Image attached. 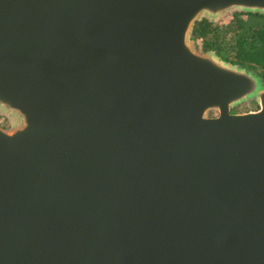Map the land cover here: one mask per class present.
Segmentation results:
<instances>
[{"label": "water", "instance_id": "water-1", "mask_svg": "<svg viewBox=\"0 0 264 264\" xmlns=\"http://www.w3.org/2000/svg\"><path fill=\"white\" fill-rule=\"evenodd\" d=\"M233 12L0 0V264H264V86L190 36Z\"/></svg>", "mask_w": 264, "mask_h": 264}, {"label": "trees", "instance_id": "trees-1", "mask_svg": "<svg viewBox=\"0 0 264 264\" xmlns=\"http://www.w3.org/2000/svg\"><path fill=\"white\" fill-rule=\"evenodd\" d=\"M190 36L201 42L203 53L212 52L225 63L253 71L264 86V15L233 12L226 25L202 19Z\"/></svg>", "mask_w": 264, "mask_h": 264}, {"label": "rangeland", "instance_id": "rangeland-1", "mask_svg": "<svg viewBox=\"0 0 264 264\" xmlns=\"http://www.w3.org/2000/svg\"><path fill=\"white\" fill-rule=\"evenodd\" d=\"M232 14L233 13H228L226 15H224L222 18H220L218 21H216V23L218 25H226L230 22V20L232 19ZM194 49L196 51L202 52L200 45L201 42L200 41H191ZM256 109V104L253 100L247 101L242 103L241 105L235 107L233 109V111H235L234 113H246L249 111H254ZM213 114H210V116ZM0 126L5 127V129H9L10 128V119L5 115V114H1L0 115Z\"/></svg>", "mask_w": 264, "mask_h": 264}, {"label": "flooded vegetation", "instance_id": "flooded-vegetation-1", "mask_svg": "<svg viewBox=\"0 0 264 264\" xmlns=\"http://www.w3.org/2000/svg\"><path fill=\"white\" fill-rule=\"evenodd\" d=\"M203 53V52H202ZM3 127V126H2ZM3 128H5V127H3Z\"/></svg>", "mask_w": 264, "mask_h": 264}]
</instances>
